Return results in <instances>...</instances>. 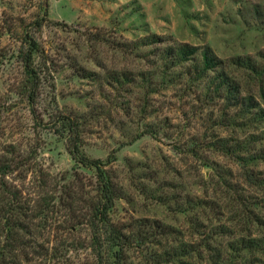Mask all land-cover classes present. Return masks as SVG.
<instances>
[{"label":"rangeland","instance_id":"obj_1","mask_svg":"<svg viewBox=\"0 0 264 264\" xmlns=\"http://www.w3.org/2000/svg\"><path fill=\"white\" fill-rule=\"evenodd\" d=\"M31 37L33 104L18 57ZM180 44L223 65L196 78L197 54L161 60ZM71 124L94 166L72 158ZM28 156L4 178L29 213L12 264H264V0H0V157ZM95 167L131 245L94 231Z\"/></svg>","mask_w":264,"mask_h":264},{"label":"trees","instance_id":"obj_2","mask_svg":"<svg viewBox=\"0 0 264 264\" xmlns=\"http://www.w3.org/2000/svg\"><path fill=\"white\" fill-rule=\"evenodd\" d=\"M151 37V43L161 44V41L159 40L160 38H157L155 36ZM25 44L26 49L18 52V57L20 58V62L22 63L25 70L26 83H29V86H25L26 88L24 94L29 103L33 104V101L35 99L34 93L37 89L36 80L38 79L39 73H37V68L34 66L32 56L33 53L38 51L39 46L37 42L32 39V37L29 39L27 38V40H25ZM141 45L147 46L148 44L145 43V41H142V43L140 44L137 43V46ZM197 52V47H192L187 44H180L175 46H168L166 49L160 52L162 55L160 57L162 61H169L171 66H177L179 63L189 61L197 54L200 61L199 68H194L196 72H193L196 75V78H201L205 76L206 73L213 72L221 65H223L222 62L212 56L208 50L201 49V51H199L198 53ZM218 85V89L222 88L223 90H226V94L229 95L228 98L230 97V95H233L236 92L238 93L236 85L226 80L224 76L222 80L219 81ZM238 103L245 107L246 112L258 108L252 96H245ZM257 111L261 110L259 109ZM72 127L74 128V130L72 128V135L75 138H73V143H71L69 148V152L71 153L72 158L79 164L94 166L95 164L93 162H90V160L79 154L76 140V129L73 125ZM30 159V156L19 159H6L0 157V217L5 219L4 215H7V219L5 220V222L3 224H0V231L4 233V248L0 250V264L13 263V260L16 258V256L12 257V254L9 252V250H15L17 247L19 248V246L23 243V238L26 237L28 233V227H26L24 224H20V220L14 217L15 214L16 216L18 214L29 215V213L27 212L28 203L22 195V192L16 187H10L6 183V181H4V178L8 177L9 174H12L13 172H16L18 169L29 165ZM95 168L98 171V182L100 184L99 189L101 191L103 199L101 201V204H99L100 209L97 207V210L95 212L98 213L96 217H98L97 224L99 228H96V230L94 231H96L95 233H98L99 235H105L103 236V239H101V236L98 237L99 240L107 242V246L109 248H123L124 246L131 245L129 237L123 235L120 232H115L112 230V228H110L111 225L109 224L106 215L108 208L112 203V197L110 196V189L108 188L107 183L104 181L102 170L100 169V167ZM42 201V203H45V197ZM43 205L46 206L47 204ZM20 231L23 234L21 236L20 234H18V232ZM173 256H175V254L172 255V257ZM115 259L116 260L113 262V264H118L117 256H115Z\"/></svg>","mask_w":264,"mask_h":264}]
</instances>
